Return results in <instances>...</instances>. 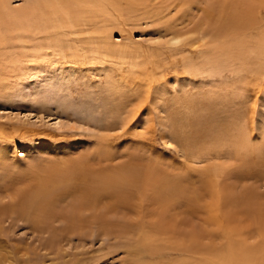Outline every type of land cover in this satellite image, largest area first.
<instances>
[{
	"label": "rangeland",
	"instance_id": "rangeland-1",
	"mask_svg": "<svg viewBox=\"0 0 264 264\" xmlns=\"http://www.w3.org/2000/svg\"><path fill=\"white\" fill-rule=\"evenodd\" d=\"M10 1L14 8L29 5ZM206 1L105 0V11L80 28L85 35L92 23L109 31V56L83 48L77 39L83 34L56 29L64 21L54 14H36L47 29L37 46L22 38L28 17L0 19L8 39L0 43V205L9 203L14 186L8 184L27 165L61 157L87 156L95 166L99 159L107 169L133 160L132 168L178 178L182 186L165 204L137 190L128 195L133 207L104 199L73 223L61 213L74 192L44 220L0 214V264H215L229 247L243 248L235 264L264 260V71L184 67L188 49H195L190 29ZM222 1L225 14L242 12L241 1ZM246 1L264 28V0ZM173 28L183 33L176 44ZM57 31L60 44L53 41ZM70 40L77 46H65ZM240 139L250 148L242 151ZM105 208L110 227L103 234L94 215Z\"/></svg>",
	"mask_w": 264,
	"mask_h": 264
},
{
	"label": "bare ground",
	"instance_id": "bare-ground-1",
	"mask_svg": "<svg viewBox=\"0 0 264 264\" xmlns=\"http://www.w3.org/2000/svg\"><path fill=\"white\" fill-rule=\"evenodd\" d=\"M239 1L244 4L242 7L243 9H241L242 12H238L239 14L231 11H228L227 14H225L227 6L226 1H222V4L219 0L206 1L204 8L201 9L202 14L198 17L194 27L192 26L193 28L190 29L191 34H194L195 36L192 38L190 37L189 44L190 47H194L195 49H188L187 55L183 58V64L186 69H192L196 72L206 71L213 74L216 72L220 73L223 70H232L239 73L245 71V68L247 67L251 68V70L254 69L256 74L264 71V28L256 24L257 21L252 15V3L250 4V2L246 0ZM10 3V0H0V19L4 18L5 21L7 20V22H9L12 20H19L21 17H23L22 19L28 17L29 23L32 24L21 28L25 34L22 38L26 36L30 39L31 37V41H34L36 46L41 42L38 35L47 33L45 25L38 23L36 14H40V16L47 15V13L54 14V16L56 15L58 17L60 22L64 21V24L61 26L58 25V28L56 29L64 28L62 29L63 32L81 35L83 34V29L80 28V23L85 21L83 19H88L89 22L92 19L96 21L95 13L98 14V12L102 13L105 11V0H28L29 5L25 9L14 8ZM224 4L225 6H223ZM247 14H249V17L252 19H249ZM93 26L92 23L91 28L87 30L88 32H86V35L83 34L84 36L82 35L77 38L78 42L83 48L85 47V49H89V51L98 52L99 50V52L105 55H112L111 52L114 50V45L110 42L111 38L109 37V31L106 32V30H103L104 28L101 27V31H99L98 27ZM13 27L14 26H10L8 29L6 28V37L9 38L11 35L9 32H12ZM53 29L54 28H52V30ZM172 30L170 41L176 44L181 40L183 33H181V29L173 28ZM58 31L60 32V30ZM58 31V35L55 33V39L53 40L56 43V39H60L59 37L61 34H59ZM93 32L98 33V38L91 35ZM254 34H257V36L253 37L252 35ZM5 39L7 38L0 34V43L2 41L6 42ZM45 39H47V37ZM53 41L48 43L51 46H55L56 43ZM70 44L73 46L76 45L70 40L69 42L67 41V45L65 46L69 47ZM180 46L174 45L177 49L180 48ZM62 47L64 46H59L56 49H61ZM116 51L118 53V50ZM5 62H7V59ZM37 63L38 62L32 66H36ZM1 71L2 69H0V76ZM238 79L236 80V83H239ZM236 83L233 82V86L237 85ZM236 143L241 147L242 151H246L250 148L248 139H240L238 142L235 141V144ZM238 145H236L237 148ZM99 161L100 160L98 159V164L95 166L91 164V161L87 156L69 159L61 157L58 158V160L48 162V165L43 167L40 165H31L28 167L29 165H27V170L24 171L22 175L18 174L19 177L14 179L11 184H8L9 186H14L12 188L13 191L9 192L10 195L12 193L11 196L14 198L11 197L9 203L0 205V214H5V212L9 214L16 213L20 214L22 217L26 216L27 218H31L34 221L38 220L42 215L44 220L45 217L50 218L55 212L53 210L56 206L55 203L57 200H62L63 196L74 192L76 194V199H74L73 203L68 205L69 207L67 206L68 208L64 209L61 213L62 217H65L73 223L79 220H77V215L82 212L81 210L83 208H96L101 201L107 198L115 203L119 201V203L123 205L128 204L133 207L131 198L128 197V195L129 193L130 195L133 194L135 190L139 191L140 194H144L143 192L146 191L151 192L157 195L159 203L161 202L164 204L167 202V199L171 200L172 196L182 192V186L176 183L178 178L170 180L163 178L157 179L154 177L157 175H153L152 170H150V172H144L143 169L142 173L138 168H132L133 160L128 162V164H120L113 167V169H107L105 166H100ZM212 169L216 170L217 167L213 166ZM24 182H26V185H18ZM5 192L6 189L4 190V193ZM9 193L6 192L5 195L9 196ZM107 210V208L103 209L101 214L99 211H96L94 215L102 222L105 221V223L99 221L103 234H105L110 227V222H106L107 219L105 217ZM148 244V247H151V243L148 242ZM148 247L147 249L150 251L151 248ZM233 248L234 247H229L230 250L228 251V254H220V256L213 258L212 261L215 262V264H235V258H237V256L241 257L240 251H243V248H237L238 250H233ZM127 249L128 251L133 250V246L132 248L129 246ZM254 250L249 253H253ZM234 251L238 252L234 253ZM135 254L141 256L140 252ZM230 254H232V256H229ZM261 254L264 255V253ZM262 258L263 257H261V259ZM250 259L251 258L245 259L241 264H264V260L252 261V259Z\"/></svg>",
	"mask_w": 264,
	"mask_h": 264
}]
</instances>
